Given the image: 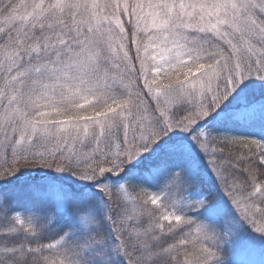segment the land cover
I'll return each instance as SVG.
<instances>
[{
  "label": "snow or ice",
  "instance_id": "snow-or-ice-1",
  "mask_svg": "<svg viewBox=\"0 0 264 264\" xmlns=\"http://www.w3.org/2000/svg\"><path fill=\"white\" fill-rule=\"evenodd\" d=\"M0 264H264V0H0Z\"/></svg>",
  "mask_w": 264,
  "mask_h": 264
}]
</instances>
